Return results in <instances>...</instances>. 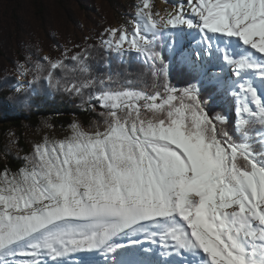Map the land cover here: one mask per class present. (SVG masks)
<instances>
[{
	"label": "snow or ice",
	"instance_id": "1",
	"mask_svg": "<svg viewBox=\"0 0 264 264\" xmlns=\"http://www.w3.org/2000/svg\"><path fill=\"white\" fill-rule=\"evenodd\" d=\"M69 52L17 65L14 91L47 86L95 118L0 168V264L83 251L104 264H264V0H177L164 15L140 0L130 25ZM207 85L231 115L205 101Z\"/></svg>",
	"mask_w": 264,
	"mask_h": 264
},
{
	"label": "rangeland",
	"instance_id": "2",
	"mask_svg": "<svg viewBox=\"0 0 264 264\" xmlns=\"http://www.w3.org/2000/svg\"><path fill=\"white\" fill-rule=\"evenodd\" d=\"M24 1L28 5L31 3V0ZM40 1L46 7L45 14L39 15L36 20V13L34 12L33 28L28 35L24 36L18 24L20 9L24 8L23 2L21 0H0V34L6 28H10L14 45V56L12 59L0 56V67L3 76L12 78L15 81L11 87L12 91L19 86L17 83V65L26 58L30 57L35 60L37 57L48 56L57 59L68 50H71V52L81 51L88 45L96 44L105 29L125 23L130 25L136 11V5L140 3V0H116L119 5L114 8L106 0H93L90 4L85 2L84 5L72 0L66 4H58L56 0ZM150 3L153 4L154 11H159L164 15L176 8L177 0H150ZM185 11H189L187 7H185ZM77 45L79 47H76ZM1 46L0 39V49ZM29 79H31V76L25 78V80ZM24 83L25 81H20V85H24ZM27 88L29 87H24V89ZM65 103L76 106L78 101L67 98ZM29 111V109L25 110V112ZM67 134H69V126L62 132H58L54 126L48 124L35 130L31 135V139L34 143L39 142L45 135L62 138ZM141 239L143 241V238ZM120 242L128 243L127 240H121ZM143 242L145 247L150 246L146 241ZM88 253L86 251L77 253L69 259V262L80 263L85 258L83 256ZM98 258L104 264L103 257L99 256Z\"/></svg>",
	"mask_w": 264,
	"mask_h": 264
},
{
	"label": "trees",
	"instance_id": "3",
	"mask_svg": "<svg viewBox=\"0 0 264 264\" xmlns=\"http://www.w3.org/2000/svg\"><path fill=\"white\" fill-rule=\"evenodd\" d=\"M23 2L24 8L20 9L18 16V24L21 33L25 36L30 33L33 28L34 12L36 13V20L39 15H44L46 7L40 0H31V3ZM58 4H66L70 0H56ZM84 5L85 2L90 4L93 0H72ZM112 7H118L119 3L116 0H106ZM32 5V6H31ZM32 7V8H31ZM35 9V11H34ZM3 28V27H2ZM1 49L0 56L12 59L14 56L13 34L10 28H6L0 34ZM96 59L99 60V55L95 54ZM0 67V168L7 165L15 169L20 165V161L13 159V156H23L29 152L32 147V133L51 124L58 132H62L74 120H79L84 127H89L94 120V116L81 110L79 101L76 106L66 104L67 97L61 95L47 86L41 87L40 84L35 85V91L31 88L24 89L22 93H15L11 90L14 84L12 78L3 76ZM171 76L173 83H181L188 79V69L180 63L177 57L172 62ZM207 91L204 92L205 101L210 99L215 105H222L223 108L217 110L227 109L231 115L232 102L227 97L218 96L216 93L209 96L212 91L211 86L207 85ZM28 94L27 99L21 101L18 99L20 95ZM29 109V112H25ZM20 115V116H19ZM15 134V135H13ZM18 140L17 146L10 141ZM5 151L11 152V156L5 157ZM94 252L86 254L84 260L80 263L69 264H102Z\"/></svg>",
	"mask_w": 264,
	"mask_h": 264
},
{
	"label": "bare ground",
	"instance_id": "4",
	"mask_svg": "<svg viewBox=\"0 0 264 264\" xmlns=\"http://www.w3.org/2000/svg\"><path fill=\"white\" fill-rule=\"evenodd\" d=\"M187 10H189L188 8H187ZM164 12H165V7H164ZM187 12V11H186Z\"/></svg>",
	"mask_w": 264,
	"mask_h": 264
}]
</instances>
